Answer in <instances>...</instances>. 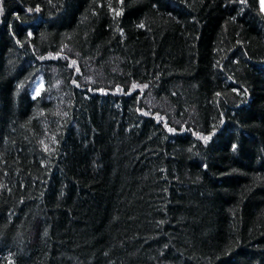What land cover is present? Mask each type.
Masks as SVG:
<instances>
[{
	"label": "trees",
	"instance_id": "trees-1",
	"mask_svg": "<svg viewBox=\"0 0 264 264\" xmlns=\"http://www.w3.org/2000/svg\"><path fill=\"white\" fill-rule=\"evenodd\" d=\"M0 264H264L262 0H0Z\"/></svg>",
	"mask_w": 264,
	"mask_h": 264
},
{
	"label": "snow or ice",
	"instance_id": "snow-or-ice-1",
	"mask_svg": "<svg viewBox=\"0 0 264 264\" xmlns=\"http://www.w3.org/2000/svg\"><path fill=\"white\" fill-rule=\"evenodd\" d=\"M262 4H264V0H262ZM39 9H37L38 11ZM117 15H119V13H117ZM142 26V25H141ZM39 94V89L37 90V95ZM169 131H172V129H169ZM205 140L208 139V137H204Z\"/></svg>",
	"mask_w": 264,
	"mask_h": 264
}]
</instances>
